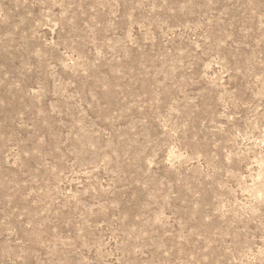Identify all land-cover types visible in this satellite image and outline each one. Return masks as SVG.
I'll use <instances>...</instances> for the list:
<instances>
[{
	"label": "rangeland",
	"instance_id": "1",
	"mask_svg": "<svg viewBox=\"0 0 264 264\" xmlns=\"http://www.w3.org/2000/svg\"><path fill=\"white\" fill-rule=\"evenodd\" d=\"M0 264H264V0H0Z\"/></svg>",
	"mask_w": 264,
	"mask_h": 264
}]
</instances>
